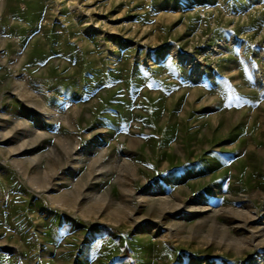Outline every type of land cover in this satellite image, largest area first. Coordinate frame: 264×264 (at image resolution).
<instances>
[{"label": "rangeland", "instance_id": "obj_1", "mask_svg": "<svg viewBox=\"0 0 264 264\" xmlns=\"http://www.w3.org/2000/svg\"><path fill=\"white\" fill-rule=\"evenodd\" d=\"M0 264H264V0H0Z\"/></svg>", "mask_w": 264, "mask_h": 264}, {"label": "bare ground", "instance_id": "obj_2", "mask_svg": "<svg viewBox=\"0 0 264 264\" xmlns=\"http://www.w3.org/2000/svg\"><path fill=\"white\" fill-rule=\"evenodd\" d=\"M3 117H6V116H4L3 115ZM23 149V148H22ZM34 180V179H33ZM34 185H36L37 187H38V183L36 182V180H34V183H33ZM65 203H66V201H63V203L62 204H64L65 205Z\"/></svg>", "mask_w": 264, "mask_h": 264}]
</instances>
